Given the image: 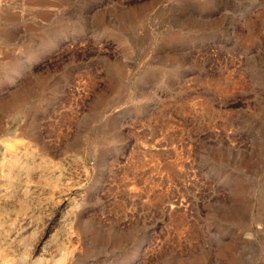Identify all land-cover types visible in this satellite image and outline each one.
Masks as SVG:
<instances>
[{"label":"rangeland","instance_id":"obj_1","mask_svg":"<svg viewBox=\"0 0 264 264\" xmlns=\"http://www.w3.org/2000/svg\"><path fill=\"white\" fill-rule=\"evenodd\" d=\"M0 264H264V0H0Z\"/></svg>","mask_w":264,"mask_h":264}]
</instances>
